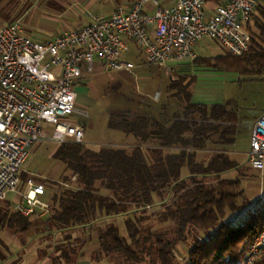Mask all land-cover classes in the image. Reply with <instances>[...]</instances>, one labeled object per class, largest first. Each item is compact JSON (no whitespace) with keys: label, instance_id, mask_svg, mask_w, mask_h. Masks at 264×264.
I'll return each mask as SVG.
<instances>
[{"label":"trees","instance_id":"16d2710c","mask_svg":"<svg viewBox=\"0 0 264 264\" xmlns=\"http://www.w3.org/2000/svg\"><path fill=\"white\" fill-rule=\"evenodd\" d=\"M247 31L255 45L251 53L236 57L224 51L197 63L214 71L263 78V5L252 15ZM187 80L171 85L182 107L172 116L132 111L111 115L109 129L132 137V145L95 150L67 143L53 154L65 171L58 183H46L55 208L48 224L58 231H95L98 247L91 262L244 264L249 246L264 230V197L249 208L241 181L246 170L226 151L236 142L237 112L228 104L192 103L189 89L194 79L185 84ZM204 151L207 154L199 160ZM233 171H238L239 179H222ZM242 211H247L244 220L232 223ZM120 217L126 218L125 233L114 223H105ZM153 219L160 228L145 225ZM44 221L38 215L24 217L13 210L12 202L0 201L1 231L45 233ZM66 240L57 245L52 264H78L84 256L88 240Z\"/></svg>","mask_w":264,"mask_h":264},{"label":"built area","instance_id":"2783aa9c","mask_svg":"<svg viewBox=\"0 0 264 264\" xmlns=\"http://www.w3.org/2000/svg\"><path fill=\"white\" fill-rule=\"evenodd\" d=\"M171 1L167 7L164 0H132L117 6L110 18L90 15L88 26L46 43L28 37L20 23L0 29V201L13 195V210L22 216H51L52 203L44 199L49 181L31 174L23 182V167L37 143L84 144L85 126L65 119L88 117L78 106L77 88L94 73L96 59L108 71L131 73L135 66L122 55L135 43L147 66L173 77L175 64L197 60V46L205 38L236 57L254 50L247 25L262 0H231L213 14L205 0ZM147 5L155 9L153 15L146 13ZM248 165L264 171V113L251 130ZM246 216L242 211L232 223ZM263 261L264 230L249 246L244 264Z\"/></svg>","mask_w":264,"mask_h":264},{"label":"rangeland","instance_id":"374dc122","mask_svg":"<svg viewBox=\"0 0 264 264\" xmlns=\"http://www.w3.org/2000/svg\"><path fill=\"white\" fill-rule=\"evenodd\" d=\"M3 2L4 0H0V5ZM198 46L200 58H214L224 54V49L208 38L200 41ZM227 77L218 85V88L225 100L224 105L228 104L229 109L235 110L239 117L236 142L232 147L236 154L232 158L246 170V177L241 181L244 182L243 188L246 192L249 208L253 209L264 197V171H255L249 167L247 153L253 124L264 112V77L252 79L238 74L227 75ZM87 81V84L79 85L77 103L79 107L88 112V117L82 118L78 115H72L65 120L76 121L85 126V144L89 148L97 150L103 147H127L133 144V140L121 138L119 132L108 128L111 115L126 111L140 113L147 111L148 115H154L155 108L145 105V101L152 102L155 100L157 92L162 93L167 78L157 66H144L137 68L135 74L128 78L122 77L118 72H96L90 75ZM55 147L56 145L53 143L41 142L30 149V156L23 167V177H21L23 182L31 174H37L51 183H58L65 171V165L53 158ZM206 154L207 152L201 153L200 159H203ZM13 199L14 196L9 195L8 200L12 201ZM152 211L153 209L149 210L150 213ZM125 220V217H120L115 221H105V223H114L125 233ZM46 225V222H44L46 232L40 234L36 230L17 234H13L9 230H0V263H3L4 259L18 257L19 259H16L18 263L24 259L25 263L23 264H30L31 258L29 257L31 255L35 258L37 255L42 256L46 252L53 255L48 256L45 263L52 264L51 258L56 257L57 245L66 243L67 236L57 233L52 234L48 229L51 225L49 227ZM145 225H151L154 228L161 227L155 219L145 223ZM79 239L87 240L83 236ZM79 239L73 240L71 237V242ZM97 247V233L94 232L91 241H88L83 247L84 256L79 261L86 264H95L90 259ZM24 249L30 252V256L26 254ZM183 255L185 256V254ZM176 256L180 263L184 262V258L180 254H176ZM3 257L4 259H2ZM39 261L43 260L40 258Z\"/></svg>","mask_w":264,"mask_h":264},{"label":"crops","instance_id":"0c3cea01","mask_svg":"<svg viewBox=\"0 0 264 264\" xmlns=\"http://www.w3.org/2000/svg\"><path fill=\"white\" fill-rule=\"evenodd\" d=\"M205 1H206L207 12L209 14H213L218 6L225 4L231 0H205ZM131 2L132 0H4V2L0 5V29L14 23H20L23 26L24 31L28 37H30L32 40L38 43H46L52 41L54 38L58 36L64 35L66 32L70 30L88 26L92 22L90 15L110 18L115 12L117 6L128 5ZM172 5L173 2L171 0H164V6L169 7ZM260 5L264 6V0L260 2ZM154 12L155 9L151 5L146 6L147 14L153 15ZM219 47L221 46L219 45ZM198 49L199 46H197L198 58L196 61L179 63L174 65L175 72L173 74V77L166 76L164 71L157 66V68L161 72H163L164 76L167 78V81L163 85L162 93L157 92V96L155 97L154 101L150 102L147 100V102L145 101L146 104L144 103L149 107L155 108L154 115H148L147 111H144L145 112V113L143 112L144 114H147L150 117L152 116L160 117L162 114L165 113L172 116L173 113L180 112L182 107L180 103L177 101V98L173 96L176 93V91H172L170 89L173 82L180 81V79L183 78L188 79L185 82V84L190 79H194V82L189 89L192 96L191 97L192 103L203 104V105H224L225 100L223 99L222 93L219 90L218 85H220L226 79L227 75H236V74L214 71L199 65L197 61L199 59H204V58H200L198 54ZM224 51L225 50H223V52ZM122 60L124 62L131 63L135 66V68L131 73L127 71H116L120 73L122 77L128 78L130 76H133L135 74V70L139 67L140 68L144 66L148 67L145 64L144 57L140 49L137 47L135 43L131 44L129 52L124 53L122 55ZM151 66H155V65H151ZM96 72H111V71L106 70L103 63L99 59H96L94 64V73ZM88 79L89 76L83 79L79 85L81 86L87 84ZM80 86L77 88V90L80 88ZM119 133L121 135V138H125L130 141L133 140L134 142V139L132 137H128L122 134L121 132ZM85 134H86V129H85ZM234 145L228 146L226 148L227 149L226 151L229 157L231 158V160L236 162V160L232 158L236 154V152L233 151L232 149ZM106 146H112V145H106ZM57 148L58 146L56 145L53 154L55 153ZM201 153L203 152H200V154ZM200 154H199V160H202L200 159L201 158ZM238 164L240 165V163ZM233 174H235L234 177ZM222 179L237 180L239 179V173L238 171L230 172L228 174L223 175ZM243 183L244 182L242 181V184ZM44 199H46V201L47 200L51 201V191L49 189H47ZM51 210H52L51 211L52 214L50 217L48 218L41 217L45 219L44 222H46L47 227H49L48 223L55 214L54 213L55 208L53 207V205ZM111 220H112L111 218L106 219V221H111ZM109 223L110 222H108V224ZM48 229L49 231L52 232V234L55 233L63 234L67 237H72L73 240L79 239L83 236L87 238L89 242L91 241L90 237H93L95 232L93 231L92 233L89 232L84 233L82 229L59 230V231L56 229H52L50 227ZM24 251H26V254L30 256V252H28L26 249H24ZM52 255H53L52 253H46L43 259L41 258L42 257L41 255H37L35 258L31 255L29 257L31 258L30 264H37V263L46 264L45 263L46 258ZM40 258L43 261H39ZM2 259H4V257ZM16 259L19 258L17 257L14 259H4L3 263L6 264L25 263L24 259L20 261V263H18ZM78 264H86V263L83 262L81 263L80 261H78Z\"/></svg>","mask_w":264,"mask_h":264}]
</instances>
